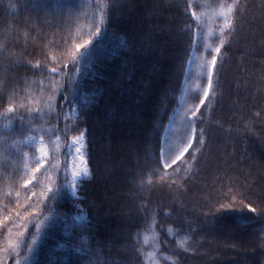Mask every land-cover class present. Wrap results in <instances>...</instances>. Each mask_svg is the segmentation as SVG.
<instances>
[{"label": "trees", "instance_id": "1", "mask_svg": "<svg viewBox=\"0 0 264 264\" xmlns=\"http://www.w3.org/2000/svg\"><path fill=\"white\" fill-rule=\"evenodd\" d=\"M111 2L0 0V119L9 108L28 117L49 105L44 120L34 116L32 124L63 130L79 123L90 167L81 193L83 212L54 222L42 204L33 206L38 198L33 193L41 190L26 185L23 154L11 148L26 131L19 130V121L6 131L0 120V264H264L260 217L249 224L254 214L243 207L252 203L258 212L264 209V0H240L246 11L234 18L235 31L221 49L214 91L193 117L205 144L194 143L168 168L157 157L192 53L211 58L223 24L216 9L232 0H191L187 11L188 0H117L111 27L120 29L119 36H95L97 5ZM132 26L138 35L153 32L158 47L145 46L143 67L107 95L108 77L82 69L75 111L64 104V77L53 80L34 67L67 64L70 70L69 54L84 40L95 47L82 64H119L120 38L126 39ZM192 97L197 106L200 94ZM93 104L97 110L80 123V109ZM78 135L69 132L67 141ZM229 188L232 194L225 199ZM80 213L86 217L77 221ZM89 222L94 228L77 238Z\"/></svg>", "mask_w": 264, "mask_h": 264}, {"label": "snow or ice", "instance_id": "2", "mask_svg": "<svg viewBox=\"0 0 264 264\" xmlns=\"http://www.w3.org/2000/svg\"><path fill=\"white\" fill-rule=\"evenodd\" d=\"M116 3L117 0H112L110 4L97 5L100 8L101 14L99 17V21L95 18L92 21V25L95 29L94 35L104 37L106 32L107 34L118 37L119 36V28H112L111 25L115 22L114 14L116 13ZM192 7L191 0H188L187 6L185 7V11ZM246 11V8L240 4V0H232L231 4H226L222 7L219 15L223 19V24L220 27L219 35L217 37L218 43L217 45L211 49V59L206 61L202 67L206 69V87L203 88L202 96L199 99V104L194 108L191 115L196 117L197 113L200 112V107L205 105V102L209 99L210 94L214 91L213 88V76L217 66V60L220 56L221 49L227 42V37L231 36L235 31V23L234 18L239 15H243ZM195 15V13H193ZM101 25H104V29L101 28ZM90 35H93L90 33ZM125 38H120V46L124 49L122 53V59L119 64L113 65L110 63H106L105 61H98L96 64L85 63L82 64V61L85 60L86 57L90 56L89 49L90 46L92 48L95 47L93 40H84L82 43H78L75 45L74 50L69 54L71 58V69H68L67 64H65L64 69H58L57 67L47 68L45 65L41 67L39 63H37L34 67L38 69L41 73L47 72L48 75H54L56 77L63 76L65 79V84L61 85V93L63 94L64 104L67 105L68 109L71 111H75V104L77 101V89L75 84L84 72L83 70H87L89 74L94 75L95 72H103L105 76L108 77V84L105 88V95H107L109 90L117 89L122 81L124 80L126 75H129L131 72L140 70L143 65L140 63L141 60V52L144 50L145 46L149 48H156L158 45L154 39V33L149 32L148 35L137 34V29L135 26L129 27L124 32ZM195 42V41H193ZM81 49H85V52H81ZM205 49H208V46L205 45ZM195 55V52L192 53ZM57 89H53L56 91ZM98 105L93 104L91 109L82 107L79 111L78 120L80 123H86L91 118V112L97 110ZM9 113L13 110L12 108L7 109ZM64 111V105L60 106V112L56 114V119H60V114ZM31 115V113H29ZM203 113H201V116ZM19 119L23 123L26 119L24 116H20ZM68 117L65 115V120ZM86 131V130H85ZM53 132L59 133L65 137L66 140V151L64 152V165L62 174L58 168L54 166V170L56 171L57 178L52 180L49 177V186L46 189L41 190L38 194L33 193V195H37V200L34 202V207L43 205L49 213L50 219L54 222L58 220H66L69 213L71 212H83L82 205L84 204V197L81 195L83 191V184L86 182L85 177H90V170L87 167V163L84 160L82 155V149L85 144V132L80 131L79 123L72 125L69 127L65 124V128L61 130L60 128H54ZM69 132H79L78 136H74L73 139L68 142L67 136ZM203 130L197 132L195 128H192V136L187 140L185 146L180 150L179 154L175 156V158L164 157L163 154L157 157V163L161 160L164 161V168L171 167L172 164H175L177 160H181L186 153H189L190 149H193L194 143H198L201 147L204 146L205 141L203 139ZM59 136H57V140ZM32 143H36L35 136L31 137ZM51 142V141H50ZM74 150V151H73ZM199 150V149H196ZM37 151L40 153V159L36 161L37 165L43 166L44 162L49 157V152L46 150V146L44 145L43 137H41L39 141V147ZM195 159V156H193ZM79 160V163H77ZM168 161H171L169 163ZM39 171V168L36 169ZM37 180V184H39V179L33 177ZM161 179H164L161 176ZM29 183L32 181L29 180ZM36 185H34L35 187ZM232 194V189L229 188L228 192L225 193V199L229 195ZM69 197H71L69 199ZM63 200V205H60V201ZM63 206L67 209L66 212L60 213L57 212V207ZM243 207L247 208L249 213L254 214L253 216L248 218V223L253 224L256 222V217H260L261 230H264V209L260 212L257 211V208L252 205V203H248L243 205ZM227 206L224 204H220V209H226ZM76 219H83L84 217L78 216ZM217 218L215 216L212 217V221H215ZM19 227V226H18ZM26 227V226H25ZM37 231H40L41 225H35ZM94 228V225H91L89 222L88 225H85V231L78 233L77 238L79 236L84 235L86 232H90ZM23 236V232L19 233ZM35 240H33V243ZM29 251H31V245H28Z\"/></svg>", "mask_w": 264, "mask_h": 264}, {"label": "rangeland", "instance_id": "3", "mask_svg": "<svg viewBox=\"0 0 264 264\" xmlns=\"http://www.w3.org/2000/svg\"><path fill=\"white\" fill-rule=\"evenodd\" d=\"M216 12L217 15H219V9H216ZM210 27V31H212V25ZM210 59L211 58H206L204 55H199L196 52L195 55H192L191 57L184 87L180 96L179 106L177 107L164 136L162 154L165 158L169 156L175 158V156L178 155L180 150L185 146L187 140L192 136V128H195V126L194 118L191 113L196 107V105H194L195 101L193 100L192 95L193 93H199L200 96H202L203 88L206 87L207 76L206 69L202 67V65H204L206 61ZM55 79L59 80L60 78L54 76L53 80ZM203 82H205L204 86L202 85ZM48 108H50L49 105H47V107L44 109L38 107L35 108L31 112V115L25 117L26 119L23 123L19 119L20 116L17 115L13 109L11 113H3L0 119L3 129L6 131L12 130L14 127H16V121H19L17 123L19 130L26 131V135L18 137L11 142V148L15 152H20L23 154L25 162L26 185L31 188H37V190H44L47 186H49V177H51L52 180L57 178L54 166L58 168L62 174L65 160L64 152L66 151V145L61 142L60 138L57 140L58 135L53 132V126H47L40 123L32 124L34 116H37L40 120H44V114L47 112ZM32 136H35L36 138L35 144L32 143ZM41 137H43L44 145L46 146V150L49 152V157L44 162L42 167L36 163V161L40 159V153L37 151V148L39 147V141ZM175 137H177L178 140H176ZM181 140H184L185 142L182 146L180 145L181 147L177 153L173 154L171 149L175 147ZM82 155L87 163V167L90 170L87 160L86 139L82 149ZM162 162L164 163L163 160ZM168 162L171 163V161ZM77 163H79V160H77ZM37 168H39V171H36ZM33 177L39 179V184H37V180ZM87 178L89 177H85V179ZM29 180L32 182L29 183ZM34 185L37 187H34ZM81 215L84 217L83 219H75L77 221L84 220L86 217L85 213H80L76 217Z\"/></svg>", "mask_w": 264, "mask_h": 264}]
</instances>
